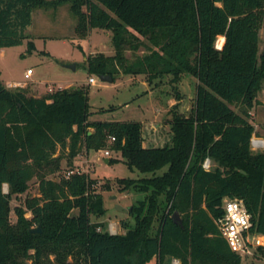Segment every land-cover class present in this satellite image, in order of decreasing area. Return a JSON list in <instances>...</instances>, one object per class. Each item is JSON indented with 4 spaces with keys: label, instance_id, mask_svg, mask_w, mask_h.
Here are the masks:
<instances>
[{
    "label": "trees",
    "instance_id": "16d2710c",
    "mask_svg": "<svg viewBox=\"0 0 264 264\" xmlns=\"http://www.w3.org/2000/svg\"><path fill=\"white\" fill-rule=\"evenodd\" d=\"M63 3L76 17L79 37L93 27L112 31L115 53L89 54V73H110L114 80L120 71L143 73L149 81L171 75L173 82L191 74L198 79L195 103L188 113L174 109L168 143L144 146L141 121L89 118V85L36 96L0 79V264H142L155 256L160 264L173 257L181 264H242L217 219L224 198L240 197L253 230L264 234V149L251 147L250 120L264 81V0H0V47L28 39L32 51L35 42L26 30L33 10ZM219 35L225 38L221 48L215 45ZM141 46L143 54L126 55ZM68 144L71 159L82 145L108 148L144 173L118 178L122 188L142 195L125 233L91 220L106 211L95 178L73 168L59 172L61 154L54 153ZM206 158L212 166L204 165ZM57 172L59 178L49 177ZM33 177L39 195L26 200L32 217L16 207L13 223L12 196L27 191ZM173 210L183 214L181 222L172 218ZM34 224L41 225L40 233L30 231ZM69 256L74 260L66 262Z\"/></svg>",
    "mask_w": 264,
    "mask_h": 264
},
{
    "label": "rangeland",
    "instance_id": "374dc122",
    "mask_svg": "<svg viewBox=\"0 0 264 264\" xmlns=\"http://www.w3.org/2000/svg\"><path fill=\"white\" fill-rule=\"evenodd\" d=\"M75 23L76 17L69 3L53 8H35L32 13V23L27 27L30 38L35 42V48L28 51V39L22 44L0 47V79H3L5 85L11 89L23 88L29 95L36 96L51 89L89 85L91 120H140L144 146H146L144 142L151 146L168 143L172 136L170 120L174 109L188 113L195 103L197 77L184 74L173 82L171 75H163L161 79L154 77L149 81L147 75L143 73L120 71L113 82L101 80L97 73H89L86 58L89 54L100 51L106 55L115 53L111 39L112 31L93 27L88 36L82 38L75 33ZM223 43V36L219 35L215 42L216 47L221 48ZM145 51L146 49L141 46L135 51L127 50L126 55L133 59L135 55L143 54ZM259 55H264V26L259 29ZM71 64H75V68H72ZM28 68H32L33 72L26 77ZM89 76H94L96 81L89 83ZM8 81H23L26 85L11 86L6 84ZM257 98L260 103H255L251 108L250 120L255 126L253 136L264 138V81ZM232 106L239 110V106L235 104ZM69 151V144L63 149L59 145L54 153V156L61 154L59 172L65 174L71 168L74 170L79 168L82 172H87L96 179V190L103 196L106 211L101 216L91 214V220L104 221V229L112 230L113 233H125L128 226L134 222L130 212L132 208L128 212H123L118 210L116 204L129 208L142 195L132 188H122L118 178H137L144 173L139 170L132 171L123 161L119 151L110 150V154L106 155L103 149L87 150L82 145L79 154L72 159L68 155ZM106 158L109 160L107 161ZM110 158L113 161L110 162ZM212 164L210 158L204 161L206 167ZM59 172L51 173L49 177L57 179ZM38 184V179L33 177L29 181L27 191L12 196L13 223L17 219L16 207L22 206L26 209L27 198L39 195ZM4 190L8 191V184L4 185ZM174 212L175 210L172 214ZM179 214L183 219V214L180 212ZM25 216L32 217V211L26 209ZM155 216L153 232H156L159 226V212ZM55 256V253H50L49 257L55 260ZM71 260H74L73 256H69L66 262ZM26 262L30 264L32 260L26 259ZM142 264H160V262L155 256ZM164 264H181V261L173 257L165 259ZM242 264H264V254L261 257H243Z\"/></svg>",
    "mask_w": 264,
    "mask_h": 264
},
{
    "label": "built area",
    "instance_id": "2783aa9c",
    "mask_svg": "<svg viewBox=\"0 0 264 264\" xmlns=\"http://www.w3.org/2000/svg\"><path fill=\"white\" fill-rule=\"evenodd\" d=\"M33 72L28 68L25 76L28 77ZM89 83L96 81L94 76H89ZM23 82H10L8 85L20 86ZM115 137H112V140ZM251 147L254 150L264 149V138L253 136ZM106 155L110 154V149H103ZM207 163V161H206ZM70 170L68 173H71ZM74 171L82 172L79 168ZM224 214L217 219V224L222 236L228 242L230 248L239 253L242 257L262 256L264 254V234L253 230L252 214L248 210L245 201L240 197H226L223 202ZM110 232L113 233L111 230Z\"/></svg>",
    "mask_w": 264,
    "mask_h": 264
},
{
    "label": "water",
    "instance_id": "95a60500",
    "mask_svg": "<svg viewBox=\"0 0 264 264\" xmlns=\"http://www.w3.org/2000/svg\"><path fill=\"white\" fill-rule=\"evenodd\" d=\"M70 66L72 68H75V64H71ZM98 76L101 80H104L107 82H113L114 81V78H113L112 74H110V73H98ZM107 161H108V159H107ZM114 197H116V195ZM116 207L118 208V210L123 211V212H128L132 208V206H130L129 208H125L121 204H116ZM172 218L175 221H179V222L182 221L180 214H179V211H177V210H175V212L172 214ZM30 231L33 233H40L42 231L41 225L38 224L37 226L30 227Z\"/></svg>",
    "mask_w": 264,
    "mask_h": 264
},
{
    "label": "crops",
    "instance_id": "0c3cea01",
    "mask_svg": "<svg viewBox=\"0 0 264 264\" xmlns=\"http://www.w3.org/2000/svg\"><path fill=\"white\" fill-rule=\"evenodd\" d=\"M28 30V29H27ZM27 30H26V32H27ZM28 33V32H27ZM29 34V33H28ZM30 35V34H29ZM2 81H4L3 79H1ZM10 82H20V81H8L6 84H9ZM21 82H23V81H21ZM26 85V83L25 82H23V84L22 85H20V86H25ZM140 121V120H139ZM142 122V121H141ZM144 144L145 145H147L145 142H144ZM151 146V145H150ZM106 159H108L109 160V158H106Z\"/></svg>",
    "mask_w": 264,
    "mask_h": 264
},
{
    "label": "bare ground",
    "instance_id": "6f19581e",
    "mask_svg": "<svg viewBox=\"0 0 264 264\" xmlns=\"http://www.w3.org/2000/svg\"><path fill=\"white\" fill-rule=\"evenodd\" d=\"M223 39L225 40L224 36H223ZM221 40V39H220ZM223 42V41H222ZM221 43V42H220ZM222 44V43H221Z\"/></svg>",
    "mask_w": 264,
    "mask_h": 264
}]
</instances>
